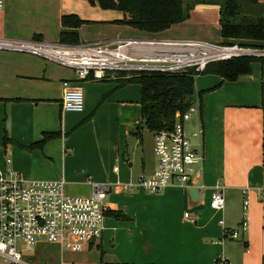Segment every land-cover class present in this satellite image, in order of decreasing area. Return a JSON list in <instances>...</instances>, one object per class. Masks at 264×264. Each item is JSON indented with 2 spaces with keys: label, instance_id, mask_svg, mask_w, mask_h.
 Here are the masks:
<instances>
[{
  "label": "crops",
  "instance_id": "0c3cea01",
  "mask_svg": "<svg viewBox=\"0 0 264 264\" xmlns=\"http://www.w3.org/2000/svg\"><path fill=\"white\" fill-rule=\"evenodd\" d=\"M87 11L88 0H4L0 36L57 42L61 16L76 14L90 21L77 29L80 42L160 36L165 31L178 35L169 38L222 40L219 6L214 3H194L187 19L157 33L114 23L124 18L123 13L100 21ZM115 75L79 80L70 68L37 55L0 50V168L8 166L5 159L10 157V168L23 178L64 179L65 186L69 183L78 194L89 195L93 178L88 173L93 169L86 161L73 164V159L81 149L96 159V153L109 155L110 171L95 177L108 182L110 189L104 200V228L94 246L67 250L49 243L52 246L36 247L31 255L39 252L40 264H214L218 259L226 264H264V197L258 195L260 188L264 190V59L252 62L250 73L235 80L217 73L204 76L199 83L203 95L194 89V104L199 108L196 122L202 129L196 146L203 154L195 179L200 192L197 201L188 199L185 189L177 186L156 194L141 187L125 189L138 176L152 173L155 156L153 152V159H148L142 154V130H136L140 93L138 98L131 97L126 91L131 83L121 85ZM65 79L79 84L84 93V109L68 112L79 114L73 123L62 118ZM102 109L109 116L104 128L92 126L90 136L76 139L81 141L73 145L70 133L94 125ZM52 131L60 135L41 148L29 147ZM78 171L85 174L81 179ZM217 183L224 197L221 209L209 204ZM244 199L248 227L242 232ZM231 229L239 231L238 238L225 235Z\"/></svg>",
  "mask_w": 264,
  "mask_h": 264
},
{
  "label": "built area",
  "instance_id": "2783aa9c",
  "mask_svg": "<svg viewBox=\"0 0 264 264\" xmlns=\"http://www.w3.org/2000/svg\"><path fill=\"white\" fill-rule=\"evenodd\" d=\"M4 0H0V10ZM0 50L37 55L74 71L79 80L124 73L179 72L194 69L201 72L212 62L240 56L264 58V48L214 43L199 39L142 37L104 38L87 42H48L0 36ZM61 108L67 112L84 109V93L79 84L63 80ZM199 113L194 103L184 112L177 111L171 128L153 131L155 165L150 175H140L125 184L131 192L141 187L156 194L170 186L184 189L196 186L194 178L203 162L201 150L191 141L202 129L189 134L185 122ZM10 157L0 168V257L4 264H32L23 253L34 250L39 242L58 244L62 249L82 250L94 246L103 231L107 211L104 203L110 189L108 182L89 181L90 195H66V181L26 179L10 168ZM258 195L264 197V190ZM247 200L243 201L244 218L239 228L245 232ZM210 206L221 209L224 197L220 183L210 195ZM188 214L185 213V216ZM225 235L236 239L239 231L226 230ZM214 264H226L218 259Z\"/></svg>",
  "mask_w": 264,
  "mask_h": 264
},
{
  "label": "trees",
  "instance_id": "16d2710c",
  "mask_svg": "<svg viewBox=\"0 0 264 264\" xmlns=\"http://www.w3.org/2000/svg\"><path fill=\"white\" fill-rule=\"evenodd\" d=\"M103 9L121 11L123 19L114 23L126 24L148 33H157L171 25L184 21L196 2L214 3L219 6V24L222 44L237 43L244 46L264 48V4L259 0H88ZM89 20L76 14L61 16L60 42L77 43L78 27ZM262 57L240 56L224 61L209 63L201 72L187 69L179 72H139L127 76L117 73L115 79L123 85H140V122L150 130L171 128L177 111L184 112L194 103V76L197 73H217L223 79L235 80L249 74L252 62ZM201 94V92H199ZM201 105V103H200ZM59 131L45 132L40 140L29 147H42L51 138L58 137ZM117 218H125L116 214ZM121 264V263H111Z\"/></svg>",
  "mask_w": 264,
  "mask_h": 264
},
{
  "label": "rangeland",
  "instance_id": "374dc122",
  "mask_svg": "<svg viewBox=\"0 0 264 264\" xmlns=\"http://www.w3.org/2000/svg\"><path fill=\"white\" fill-rule=\"evenodd\" d=\"M190 1V0H187ZM89 16L92 17H98L97 20L103 19V20H109L106 18H102V17H113L116 15H120L122 16V12L118 11V10H114V9H103L101 7H99L98 5L95 4H91L88 1V11H87ZM111 19H116V18H111ZM168 29V28H167ZM160 37H164V38H169V37H178L177 34H175L174 32L170 31V32H163L161 34H159ZM109 36V35H106ZM104 39V38H103ZM258 61V60H256ZM254 61V62H256ZM212 74V73H211ZM211 74H197L194 77V82H193V87L196 90V92H201V95H203L204 92V88L199 86L200 80H202V78L204 76H208ZM200 76V77H198ZM100 82H105V81H100ZM128 94L131 97H139V93H140V86L137 83H131L128 87L127 90ZM79 117V114L77 113H68V112H62V118L64 120H66L67 123H73V121H76ZM109 120V116H107V112L103 111V109L100 111L99 115L97 116V118L94 121V125H92V123H89L87 126L82 127V129H75L70 133V136L73 137V139L75 140H70L71 143L76 146H78V143L81 140H76L78 138H81L82 136H90L91 132V127L92 126H96L97 128H99L100 130H102L105 126V124L108 122ZM197 117L194 116L192 118V120H189L187 122H185L184 124V128L187 131V133L189 134L190 132H192L193 130H197L199 129L200 126H198V122H196ZM87 124V123H85ZM142 139H143V149L144 152L142 154H144V156L146 158H151L153 159V133L148 130L145 125H142ZM199 138H191V141L197 145ZM70 149V148H69ZM72 149V148H71ZM74 149L76 150V147L74 146ZM139 153V151H138ZM98 154L97 159L96 156L93 153L88 154L87 151H83L82 149L78 152L77 157H75V159H73V164L76 163H80L86 161L87 164L89 165L90 168L93 169L92 173H88L94 181H97L95 177H102L105 176V174L107 172L110 171V167H109V155L104 151L101 153H96ZM141 153L138 154V160H139V156L142 155ZM76 156V155H75ZM99 164V165H98ZM97 166V168H96ZM96 168V169H95ZM83 175L85 174H81V171H78L76 173V176L78 177V179H81L83 177ZM86 178V176H84ZM97 182H102V180L97 181ZM89 189L88 187H85V190ZM92 189V188H91ZM92 191V190H91ZM65 193L66 195L72 196V195H81L78 194V192L75 190L74 187H71V185L68 183L65 186ZM91 194V193H90ZM89 194V195H90ZM88 195V194H87ZM110 199V196L107 198V200ZM104 203H106V201H104ZM106 205V204H105ZM48 247V246H52V244L49 243H44V242H39L38 245L36 247ZM39 250V249H38ZM36 251V250H35ZM33 252V250L28 251L27 253H23V258H25L26 260H28L29 262L33 263V264H40V259L41 257H39V252L36 254V252L31 255ZM31 255V256H29ZM37 255V256H36ZM37 259V260H36ZM36 260V261H35ZM0 264H4L2 261V258L0 257Z\"/></svg>",
  "mask_w": 264,
  "mask_h": 264
},
{
  "label": "water",
  "instance_id": "95a60500",
  "mask_svg": "<svg viewBox=\"0 0 264 264\" xmlns=\"http://www.w3.org/2000/svg\"><path fill=\"white\" fill-rule=\"evenodd\" d=\"M194 95L195 94H193V98H194ZM198 175H199V171H197V173L195 175L194 184L197 183L195 179H196V177L198 179ZM185 194H186L187 198L190 199V200H192V201H197L200 198V192L198 191V189H197L196 186H193L191 188L185 189Z\"/></svg>",
  "mask_w": 264,
  "mask_h": 264
}]
</instances>
